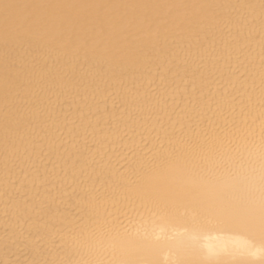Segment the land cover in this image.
<instances>
[{
  "label": "bare ground",
  "instance_id": "1",
  "mask_svg": "<svg viewBox=\"0 0 264 264\" xmlns=\"http://www.w3.org/2000/svg\"><path fill=\"white\" fill-rule=\"evenodd\" d=\"M260 5L0 0V264H264Z\"/></svg>",
  "mask_w": 264,
  "mask_h": 264
},
{
  "label": "snow or ice",
  "instance_id": "2",
  "mask_svg": "<svg viewBox=\"0 0 264 264\" xmlns=\"http://www.w3.org/2000/svg\"><path fill=\"white\" fill-rule=\"evenodd\" d=\"M260 7H261V14H262V16H264V0H261Z\"/></svg>",
  "mask_w": 264,
  "mask_h": 264
},
{
  "label": "rangeland",
  "instance_id": "3",
  "mask_svg": "<svg viewBox=\"0 0 264 264\" xmlns=\"http://www.w3.org/2000/svg\"><path fill=\"white\" fill-rule=\"evenodd\" d=\"M26 49H28V46L26 47ZM37 92L38 91H36V92H34L35 94H37ZM0 242H1V238H0ZM1 246H2V244H1ZM13 259V258H12ZM26 261H29V259H25V260H23L22 262H25V263H27ZM7 264V263H6Z\"/></svg>",
  "mask_w": 264,
  "mask_h": 264
}]
</instances>
